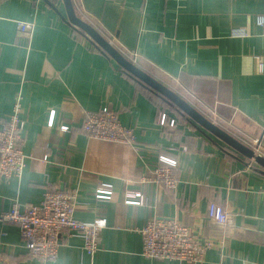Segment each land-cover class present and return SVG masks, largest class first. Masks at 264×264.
Instances as JSON below:
<instances>
[{"label":"crops","instance_id":"1","mask_svg":"<svg viewBox=\"0 0 264 264\" xmlns=\"http://www.w3.org/2000/svg\"><path fill=\"white\" fill-rule=\"evenodd\" d=\"M71 1L78 18L118 51L135 52L140 69L208 121L241 144L257 140L264 158V0ZM17 22L33 24L30 38ZM74 31L62 0H0V127L19 96L26 157L19 178L0 180V213L39 205L48 182L74 194L75 219L106 220L93 256L80 238L64 237L50 264H184L141 256L138 230L165 219L211 242L202 264H264V169L176 108L160 107L162 99ZM102 107L132 130V145L86 136L85 112ZM166 160L174 161V190L153 180ZM98 188L110 198L97 199ZM137 192L141 203L127 204L125 195ZM210 202L230 224L208 220ZM0 264H39L11 224H0Z\"/></svg>","mask_w":264,"mask_h":264},{"label":"built area","instance_id":"2","mask_svg":"<svg viewBox=\"0 0 264 264\" xmlns=\"http://www.w3.org/2000/svg\"><path fill=\"white\" fill-rule=\"evenodd\" d=\"M257 24L264 25L262 16L257 18ZM16 25L19 34L30 38L32 23L17 22ZM121 51L118 52L123 57L134 65L137 64L135 52ZM258 70L262 71L261 63ZM20 111V97L17 96L12 112L0 127V180L6 182L11 177L19 178L25 167L26 157L22 151L24 120L20 117ZM52 121L53 112L49 115L48 124L51 125ZM166 122L165 115L161 114L160 124ZM173 124L174 120L171 119L169 125ZM68 130L66 126L60 127L61 132ZM82 130L86 136L102 142L126 145L134 143L132 130L124 127L116 113L108 107H102L97 112H85ZM242 143L249 146L254 154L260 155L257 140H252L251 145L247 141ZM166 161V165L155 168L152 173L153 180L167 190H174L177 183L173 172L174 161ZM109 194V190L98 188L95 196L100 200H108ZM125 196L128 199L127 204L139 205L142 201L138 192L127 193ZM75 208L74 194L70 191H52L46 182L39 205H25L20 209L18 204H14L10 210L0 213V224H11L18 228L22 243L39 264H50L56 260L61 239L64 237L80 238L83 251L88 256H93L99 250L100 232L106 227V220L102 217L95 218L92 222L77 220L73 216ZM206 217L221 226L231 223L229 214L214 202L208 204ZM138 233L142 241L141 256L156 261L202 264L206 252L212 247L211 242L200 241L187 226L176 219L149 221Z\"/></svg>","mask_w":264,"mask_h":264},{"label":"water","instance_id":"3","mask_svg":"<svg viewBox=\"0 0 264 264\" xmlns=\"http://www.w3.org/2000/svg\"><path fill=\"white\" fill-rule=\"evenodd\" d=\"M62 2L68 22L74 26L76 30H79V32L85 35L93 46L100 49L112 60H114L135 81L153 91L158 97H161V99H163L167 104L176 108L181 114L186 115L193 125H198L223 141L236 152L253 160L255 164L264 169V158L262 156L254 154L251 149L247 148L225 131L208 121L201 113H199L193 106L188 104L175 92L123 57L104 37L99 34L97 30L76 16L71 0H62Z\"/></svg>","mask_w":264,"mask_h":264},{"label":"trees","instance_id":"4","mask_svg":"<svg viewBox=\"0 0 264 264\" xmlns=\"http://www.w3.org/2000/svg\"><path fill=\"white\" fill-rule=\"evenodd\" d=\"M80 34H81L80 32H78V31H74V35H75V36H78V35H80ZM124 72H125V71H124ZM125 74H126L127 76H129L128 73L125 72ZM129 77H131V76H129ZM139 84H140V83H139ZM150 91H151V90H150ZM151 92L154 93L153 91H151ZM156 96H157V95H156ZM157 97H158V96H157ZM158 98L161 100V97H158ZM161 102H162V104L160 103L161 105L159 104V106H160V107H164V105L166 104V102H165L163 99L161 100ZM163 104H164V105H163ZM162 105H163V106H162ZM171 107H173V106H171ZM164 115H165V118H166V121H167V120H168V118H167V114L164 113Z\"/></svg>","mask_w":264,"mask_h":264},{"label":"rangeland","instance_id":"5","mask_svg":"<svg viewBox=\"0 0 264 264\" xmlns=\"http://www.w3.org/2000/svg\"><path fill=\"white\" fill-rule=\"evenodd\" d=\"M88 23V22H87ZM89 25H91L95 30H97L96 29V27H95V25H93L92 23H88ZM98 32H99V30H97ZM99 34L102 36V37H104L108 42H109V40L101 33V32H99ZM110 43V42H109ZM111 44V43H110ZM113 47H114V45L113 44H111ZM115 48V47H114ZM116 49V48H115ZM117 50V49H116ZM129 61V60H128Z\"/></svg>","mask_w":264,"mask_h":264}]
</instances>
